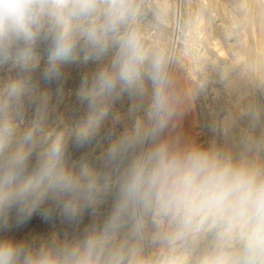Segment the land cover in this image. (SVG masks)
Masks as SVG:
<instances>
[{"label": "clouds", "instance_id": "1", "mask_svg": "<svg viewBox=\"0 0 264 264\" xmlns=\"http://www.w3.org/2000/svg\"><path fill=\"white\" fill-rule=\"evenodd\" d=\"M139 15L134 0H0V63L14 57L19 70L0 90V230L13 215L23 223L44 205L46 215L59 211L75 221L104 194L115 195L102 230L77 243L53 238L39 246L0 238V264H124L116 235L129 220L138 232L149 215L166 221L176 238L210 235L198 264H264V167L161 139L174 112L159 86L161 60H149L134 27ZM81 42L84 63L114 51L83 79L78 99L85 115L69 140L51 130L48 96L33 77L39 70L43 81L59 82ZM42 43L48 57L40 68ZM145 79L154 91L144 115L94 160L87 153L71 160L70 144H91L113 101L123 92L142 98ZM27 105L35 107L30 121ZM120 119L114 116L113 127ZM186 261L169 257L164 264Z\"/></svg>", "mask_w": 264, "mask_h": 264}, {"label": "rangeland", "instance_id": "2", "mask_svg": "<svg viewBox=\"0 0 264 264\" xmlns=\"http://www.w3.org/2000/svg\"><path fill=\"white\" fill-rule=\"evenodd\" d=\"M140 15L134 27L142 36L144 50L151 60H161L160 88L174 115L161 139L180 145H201L229 158L233 163L264 167V0H134ZM83 62L84 48L77 61L66 66L59 82H45L40 72L34 81L41 94H47L46 118L55 134L70 140L77 131L85 109L78 94L83 79L90 76L113 54ZM40 68L47 61V45L37 52ZM148 62L146 61V64ZM19 74L15 58L0 63V90ZM142 98L127 92L113 101L110 114L97 138L85 147L70 144L69 158L89 154L94 160L125 128L144 115L154 91L151 80L144 81ZM35 107L26 106L25 119L34 118ZM120 122L113 127V118ZM115 195L104 194L101 203L86 210L75 221L59 211L46 215L47 205L38 208L31 219L17 223L15 216L0 230V238L24 239L35 246L55 238L77 243L92 231H100L113 211ZM134 221H126L113 243L123 250L124 264H135L160 236L169 256L152 253L153 263L164 264L169 257L187 256L198 264L211 245L210 235L176 238L164 220L149 215L138 232Z\"/></svg>", "mask_w": 264, "mask_h": 264}, {"label": "built area", "instance_id": "3", "mask_svg": "<svg viewBox=\"0 0 264 264\" xmlns=\"http://www.w3.org/2000/svg\"><path fill=\"white\" fill-rule=\"evenodd\" d=\"M155 252L161 256H169V250L167 249L165 242L163 241V237L160 236L154 240L151 244V250L147 249L142 254L140 260H138L135 264H155L153 263V255L152 253ZM187 257V256H185ZM186 264H197L194 261H191L187 257Z\"/></svg>", "mask_w": 264, "mask_h": 264}]
</instances>
